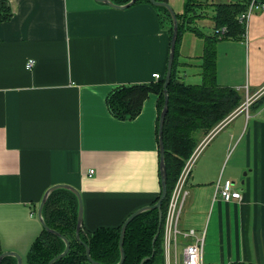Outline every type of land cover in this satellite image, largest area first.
<instances>
[{
	"label": "crops",
	"instance_id": "obj_1",
	"mask_svg": "<svg viewBox=\"0 0 264 264\" xmlns=\"http://www.w3.org/2000/svg\"><path fill=\"white\" fill-rule=\"evenodd\" d=\"M196 1L197 34L185 28L176 50L186 85L202 82V37L214 34V6L239 0ZM7 3L11 15L0 23V249L25 264L42 232L36 209L51 186L79 192L89 232L119 226L159 196L158 97L148 94L130 121L111 116L105 97L121 85L156 82L154 74L163 78L170 40L148 2L125 9L95 0ZM167 3L183 13L185 0ZM245 23L239 40L219 38L214 48L215 81L235 90L240 103L193 133L191 154L198 156L178 223L204 236L201 264H264V9ZM224 179L240 200L214 196Z\"/></svg>",
	"mask_w": 264,
	"mask_h": 264
},
{
	"label": "trees",
	"instance_id": "obj_2",
	"mask_svg": "<svg viewBox=\"0 0 264 264\" xmlns=\"http://www.w3.org/2000/svg\"><path fill=\"white\" fill-rule=\"evenodd\" d=\"M115 4H126L130 0H112ZM156 2L167 3V0H155ZM252 0H239L235 4H217L214 6L215 14L212 24L214 34L203 36L204 48L200 71V85H186L180 81L177 72L179 37L185 28L196 33V29L191 25L197 19L196 11L202 5L196 0H185L183 13L177 15L178 34L176 35V46L173 51L174 59L171 64V77L167 87L168 105L167 115L163 121V134L161 138L164 144L166 167V198L161 204L162 213L170 197L176 178L179 175L183 162L190 156L191 148L194 147V132H204L207 128L213 127L217 122L230 114L235 106L240 103V97L235 90L223 88L217 85L216 76V52L215 44L218 39L239 40V35L244 31V24L237 19L245 12L248 4ZM148 2V0H136L135 3ZM256 5L264 8V0H255ZM159 13L161 22L168 27V40L172 34L171 18L164 8L153 7ZM259 10V9H258ZM11 15L10 5L5 0H0V23L9 19ZM224 29V31H222ZM162 78L149 84L121 85L114 89L105 97L106 110L118 120H133L140 113L143 102L148 94L158 97L157 111L163 105ZM159 197V196H158ZM158 197L152 201L151 205L157 201ZM77 199L70 191L55 189L48 195L47 201L41 210L45 225L57 230L69 241L70 249L62 259H58L54 264H83L87 260L84 254V247L74 239L76 221ZM157 212L146 211L140 213L128 224L123 236V253L125 259L122 264H139L142 259L149 258L142 264H163L164 256L162 252L161 228L152 244V237L157 230ZM122 223V222H121ZM121 223L113 228H98L94 232H89L82 228L79 233V240L89 246L91 258L101 264H114L119 260L118 234ZM64 249V243L55 235L45 231L42 232L26 255L25 264H47L57 253ZM0 249V253H1ZM153 253V255H152ZM152 255V256H151ZM12 257L4 258L0 264H15ZM88 263V262H87Z\"/></svg>",
	"mask_w": 264,
	"mask_h": 264
},
{
	"label": "water",
	"instance_id": "obj_3",
	"mask_svg": "<svg viewBox=\"0 0 264 264\" xmlns=\"http://www.w3.org/2000/svg\"><path fill=\"white\" fill-rule=\"evenodd\" d=\"M97 2L100 3H105L106 5L112 7V8H120V9H125L128 8L130 6H132V4L136 2V0H130L128 3L120 5V4H115L113 3L112 0H95ZM149 3L154 6V7H161L164 8L166 10V12L169 13V16L171 18V26H172V34L170 35V44H169V49L167 51L168 54V58H167V63H166V72L164 74V77L162 78V97H163V105L160 108V112H159V116H158V120L156 122L157 125V134H156V139H157V143H158V148H157V152L159 153V162H158V167H159V176L158 179L160 181V190H159V197L157 199L156 202H154L153 205H146L143 206L138 209H136L134 212H132L130 215L126 216V219L122 221L121 223V227H120V232L118 234V253H119V260L118 262L114 263V264H122V262H124L125 259V253H123V236L125 234L126 228H127V224L134 219L135 217H137L138 215H140V213H144L146 211H154L156 210L157 212V218H156V223H157V230L153 235V239H152V244L155 243L156 237L158 236V232H160V228H161V218H162V209H161V204L164 201V199L166 198V190H167V186H166V181H165V176H166V167L164 166V162H165V153H164V144H163V139L161 138V134H163V121L165 120V116L167 115V105H168V96H167V87L169 84V77H171V64L173 63V59H174V54L173 51L175 49L176 46V35L178 34V26H177V17H176V13H174L171 8L170 5L168 3H164L162 1L160 2H156L155 0H148ZM55 189H63V190H67L70 191L71 194L74 195V197L77 199V207H76V221L74 224L75 227V231H74V239L75 241H78L80 244L83 245L84 247V254H85V258L88 262V264H101L98 263L96 261H94L90 254H89V246L86 243H83L82 241L79 240V233L80 231H82V226H81V221H82V212H81V207H82V200L79 196V192L74 189L73 187H71L70 185H63V184H56L51 186L46 192L45 194H43L41 196V201L38 205V208L36 209V213L37 214V219L39 221V225L41 228H43L45 231L55 235V237L59 238L61 241H63L64 243V249L60 252L57 253V255H55V257H53L47 264H54L58 259H62L66 253L68 252V250L70 249V244L69 241H67V239L61 235L60 233H58V231L56 230H52L50 228H48L45 225V221L43 218V214H41V210L44 207L46 201H47V197L49 194H51L53 191H55ZM153 255V253H152ZM151 255V256H152ZM6 257H12L15 259L16 263L15 264H22V259L21 257L16 253V252H2L0 253V263L1 261L6 258ZM149 258H145L142 259L141 262H139V264H142V262L147 261Z\"/></svg>",
	"mask_w": 264,
	"mask_h": 264
},
{
	"label": "built area",
	"instance_id": "obj_4",
	"mask_svg": "<svg viewBox=\"0 0 264 264\" xmlns=\"http://www.w3.org/2000/svg\"><path fill=\"white\" fill-rule=\"evenodd\" d=\"M9 2L10 0H5ZM264 9L261 5H256L255 0H252L248 4L244 13L238 17V21L246 25V20L250 18L251 14L258 9ZM224 31V29H222ZM34 66L33 60H28L25 64V69L30 70ZM153 80H158L160 78L159 74H154ZM198 156L197 150L183 162V167L179 175L176 178V183L170 192V197L165 205V211L161 218V238H162V252L165 254V260L163 264H201V247L204 243V236L202 234L196 235L194 229H181L179 227V218L182 213V205L185 201L186 192L185 184L186 179L191 173L193 168V163ZM93 171H89L92 174ZM233 183L230 180H223L222 184H217L214 188V196H219L223 201L229 202L232 200H240V192L232 190ZM183 238L189 240L190 242L184 241L181 246V256L178 257L177 246L180 244V240Z\"/></svg>",
	"mask_w": 264,
	"mask_h": 264
},
{
	"label": "rangeland",
	"instance_id": "obj_5",
	"mask_svg": "<svg viewBox=\"0 0 264 264\" xmlns=\"http://www.w3.org/2000/svg\"><path fill=\"white\" fill-rule=\"evenodd\" d=\"M155 9V8H154ZM157 12V11H156ZM182 79H184V78H182ZM193 78H191V80H192ZM186 82V81H185ZM179 247V249H177V251H178V257L180 258V256H181V251H180V249H181V247L180 246H178Z\"/></svg>",
	"mask_w": 264,
	"mask_h": 264
}]
</instances>
